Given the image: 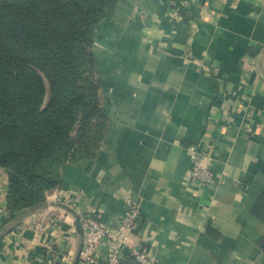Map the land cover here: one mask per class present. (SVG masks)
Masks as SVG:
<instances>
[{"label": "crops", "instance_id": "obj_1", "mask_svg": "<svg viewBox=\"0 0 264 264\" xmlns=\"http://www.w3.org/2000/svg\"><path fill=\"white\" fill-rule=\"evenodd\" d=\"M93 51L102 145L65 166L45 231L30 227L34 211H8L0 167V264H81L76 210L115 227L130 199L140 219L119 264H135L133 247L156 264H264V0H118ZM192 143L210 151L211 187L191 179Z\"/></svg>", "mask_w": 264, "mask_h": 264}, {"label": "trees", "instance_id": "obj_2", "mask_svg": "<svg viewBox=\"0 0 264 264\" xmlns=\"http://www.w3.org/2000/svg\"><path fill=\"white\" fill-rule=\"evenodd\" d=\"M117 4L0 0V167L11 214L44 207L68 163L96 157L108 119L94 32Z\"/></svg>", "mask_w": 264, "mask_h": 264}, {"label": "built area", "instance_id": "obj_3", "mask_svg": "<svg viewBox=\"0 0 264 264\" xmlns=\"http://www.w3.org/2000/svg\"><path fill=\"white\" fill-rule=\"evenodd\" d=\"M192 158L190 171L191 179L204 186H213L215 174L211 167V155L208 148L200 143H192L188 146ZM57 202L76 210L75 203L69 196H58ZM129 209L120 224L112 227L97 214L85 213L76 210L78 220L83 231V246L79 253L81 264H97L98 251L105 242L111 245L109 261L111 264H119L121 251L127 245L129 235L138 227L140 219L139 203L137 200H129ZM54 216V209L41 208L32 213L30 227L37 231H45ZM130 256L136 264H156L155 257L146 249L133 247Z\"/></svg>", "mask_w": 264, "mask_h": 264}, {"label": "water", "instance_id": "obj_4", "mask_svg": "<svg viewBox=\"0 0 264 264\" xmlns=\"http://www.w3.org/2000/svg\"><path fill=\"white\" fill-rule=\"evenodd\" d=\"M77 227H78V230H81V224H80L79 220H78V223H77Z\"/></svg>", "mask_w": 264, "mask_h": 264}]
</instances>
